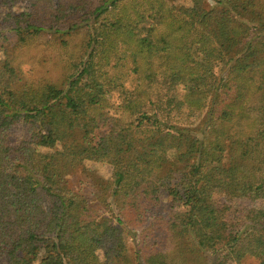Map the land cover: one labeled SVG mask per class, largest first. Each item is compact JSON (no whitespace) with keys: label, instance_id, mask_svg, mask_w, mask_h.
<instances>
[{"label":"trees","instance_id":"16d2710c","mask_svg":"<svg viewBox=\"0 0 264 264\" xmlns=\"http://www.w3.org/2000/svg\"><path fill=\"white\" fill-rule=\"evenodd\" d=\"M19 1L0 0V264H264V0ZM82 31L62 86L10 57ZM86 162L111 170H86L93 203L67 184Z\"/></svg>","mask_w":264,"mask_h":264},{"label":"rangeland","instance_id":"374dc122","mask_svg":"<svg viewBox=\"0 0 264 264\" xmlns=\"http://www.w3.org/2000/svg\"><path fill=\"white\" fill-rule=\"evenodd\" d=\"M176 6H188L189 2L185 0H176ZM28 8L27 0H21L12 7V11L20 12L23 9ZM5 13L4 9H0V16ZM86 35L84 32H79L73 36L65 37L63 40L67 42V46L61 47L59 39H52L50 36H43L36 38L33 42L26 46H14V41H10L8 46L10 57L13 59L14 65H16L24 79L35 81L39 83H51L57 86H62L66 80V77L70 73V63L76 61L83 50V44L85 42ZM5 56L2 50H0V62L4 60ZM27 126L16 125L10 131V136L17 143H23L28 140ZM93 166V170H90ZM82 169L74 171L67 177L68 186L77 194L85 197L89 203L94 202V196L91 194V181L88 178L86 170L90 171L91 176L96 181L103 183L110 182L111 170L108 165L94 164L86 162ZM263 202H238L241 206L252 205L261 206ZM172 206L170 199L165 195H162L160 202L157 206V211L160 215H166L168 209ZM127 247L132 252L133 243L129 237H126ZM208 246L210 249L218 247L215 242L209 241ZM226 264H235L233 262H227ZM239 264H257L255 259L249 258L242 261Z\"/></svg>","mask_w":264,"mask_h":264}]
</instances>
